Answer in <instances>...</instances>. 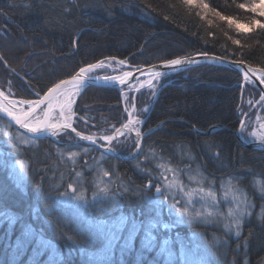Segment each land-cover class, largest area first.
Here are the masks:
<instances>
[{"label": "trees", "instance_id": "obj_1", "mask_svg": "<svg viewBox=\"0 0 264 264\" xmlns=\"http://www.w3.org/2000/svg\"><path fill=\"white\" fill-rule=\"evenodd\" d=\"M205 2L211 11L226 19L201 17L183 0H0V11L4 13L0 15V89L34 99L37 92L43 96L55 83L75 75L79 67L107 59L124 60L135 70L167 59L208 53L264 70V29L244 33L229 23H242L250 15L249 0ZM241 3L246 7L239 8ZM258 20L264 21L261 17ZM161 78L156 97L147 99V90L141 88L135 101L141 120L149 114L139 125L142 133L163 125L143 138L142 150L130 160L105 156L69 133L54 141L31 139L33 143L24 146L16 139L24 136L0 118V159L28 164L27 183L23 186L14 181L6 166H0V211L16 218L11 225L7 219L0 224V264H179L177 257L167 260L170 249L177 251L171 242L165 253L159 250L163 240L150 249L143 246V227L129 247L122 248V241L117 243L110 259L98 257L104 242L93 230L67 242L62 221L58 224L61 213L54 211L55 187L66 185L61 177L70 178L69 173L73 172L62 161L54 164L58 163V151H68L72 146L90 148V160L94 154L103 156L109 171L128 182L127 199L118 208L122 215L132 216L142 226L143 214L146 216L144 196L150 193L134 197L132 189L145 192L140 184L152 179L144 160L149 151L172 159L174 148L187 147L207 177L217 181L227 175L235 176L240 186L254 195L250 183L254 178L264 179V150L242 147L231 130H239L238 111L244 88L253 87L257 94L260 90L246 85L237 71L221 66L193 67ZM124 89L85 88L73 110L76 130L104 136L111 134L113 127H121L126 121ZM144 104L149 105L147 112L141 111ZM217 125L223 128L207 136H200L191 128L206 131ZM134 140L123 136L112 143V148L120 155L133 157L137 151ZM29 228L34 235L25 237ZM205 230L193 227L195 232ZM126 231L122 237L127 236ZM41 237L59 250V257L52 256V247L39 244ZM18 239L25 241L24 247L13 254ZM231 247L224 264H260L264 260V221L259 224L252 219L244 223L242 240L232 242ZM215 256L211 257V264H218Z\"/></svg>", "mask_w": 264, "mask_h": 264}, {"label": "rangeland", "instance_id": "obj_2", "mask_svg": "<svg viewBox=\"0 0 264 264\" xmlns=\"http://www.w3.org/2000/svg\"><path fill=\"white\" fill-rule=\"evenodd\" d=\"M251 2L252 0H249V5ZM204 4H207L205 0H193L191 5H186L193 7L201 15V17H207L209 20H212L213 18L217 19L215 12L211 11L208 7H202ZM261 7H264V5H261L258 2L256 13L250 12V15L245 17V19L242 20V23L237 21H229V23L235 25L240 32L245 33L246 31H256V29L260 28L259 24L264 23V21L258 20L259 17L264 19V16L259 15ZM252 20H257L259 23H251ZM118 61L107 59L103 68L93 70L90 75L93 77H118L123 75L125 71L134 70L130 69L126 63L119 64ZM148 79L149 78L142 79L141 82L136 83L135 88H132L131 90L126 88L124 89V92H122V102H124L126 121L128 120L129 112H133V119H141L140 116L137 115L138 112H136L135 96L139 89L145 88V90H147V96L145 97H147V99L152 97L151 90L147 86ZM161 82L162 78L158 83L154 81V83L157 84V88ZM248 84L252 85L251 83L246 82V85ZM141 85H143V87H141ZM0 91L4 92L6 97L9 99L14 98L17 100H27L25 97L20 98L1 89ZM125 94L129 100H132L131 104L125 100ZM243 96L244 98L238 111L239 117L241 118L238 129L241 131V125H243L242 133L244 134V138L247 142L264 141L261 139V137H264V132H262L260 129V125L264 124V99H262L264 96L261 95L260 92L257 94L253 87L250 86L244 88ZM75 105L76 104L73 105V110ZM24 107L25 110H27L26 105ZM148 107V104L142 105L141 111L145 112V109H148ZM73 125H77L75 120ZM75 126L73 127L76 129ZM136 127L139 128L140 126L136 125ZM252 132H256L257 136L253 137L251 135ZM6 135L8 136L9 133H6ZM16 139L21 145L24 146L33 143L31 142V138L28 137L24 138L18 135L16 136ZM62 139L65 140V137ZM68 139L69 137H67V140ZM65 142L68 143L71 142V140ZM85 149H87V152ZM89 149L90 148H84L80 146H75L73 149L72 146V149L70 148L68 151L65 149L58 151L56 155L58 163H55L54 165H59V162L62 161V163H66L73 172L70 178H65L62 176L60 180H63V182L67 183L71 179L74 182L78 181L80 184L85 185L82 191L86 194V198L90 201L92 199V192L97 186H104L109 187L112 190L129 192L128 182H123L121 177L116 175L113 171H109V168L104 165L105 159L103 156H96L94 154L93 158L90 160ZM141 150L142 149H140V151ZM73 152H75L76 155L69 159ZM91 154L92 153H90V156ZM145 154L146 156H144V160H147V165L149 166L148 169L150 172L148 175L153 179V186L148 187V181L142 182L140 184L144 190H146L143 193H150L149 195L145 194L144 196V202L146 203L144 205L146 216L143 214L145 221L143 222L142 232H144L145 227L150 225V223L155 222L156 227L151 228V231L153 235L157 237L155 244H159L158 241L168 239L169 232L172 231L170 235L172 239L171 241L170 239L168 240L172 244L176 245L177 251H174L173 249H170V251L167 250L172 253V259L169 260L167 254V260L174 261L173 259L177 257L179 264H181L180 249L181 244H183L185 245V253H190L193 249H197V254L203 258L205 264H211V257L213 258L215 255V258L217 259L215 262L218 264H224V262L227 260V253L232 248L231 243L242 240L244 223L252 219H254L259 224L264 221V199H262V197H264V179H252L250 186L254 192V195L256 196L255 197L254 195L251 196L243 186H240L238 179L235 176L227 175L220 177V179L217 181L207 177L202 171L203 166L196 162L191 153L188 151L187 147H176L172 150L170 158L174 159L173 161L176 163V165L172 164L174 163L172 159H168L166 156H162L156 151H149V153L147 152ZM144 160L141 162L142 165ZM187 161H189L190 164ZM20 162L21 161H16V163L11 161L7 162L9 166L6 167L8 168V171H10L15 182L16 174L20 173ZM24 163L28 167V164L26 162ZM10 165H15V172H13ZM27 167L23 174V182L19 184L20 186H23L27 183ZM167 169H172V171H166ZM104 171H109L111 175L109 177H104ZM164 175H167L169 182H172L173 179H176L178 182L182 183L185 189L184 192H178L176 188H173L170 191L181 202V204L189 207L190 214L194 215L196 212L200 213V215L191 223L187 221L186 217L183 218V222H181V218L172 212L169 207V201L172 199L171 196L169 197V201H164L159 208L150 202L151 200L157 198L163 199L161 194L155 193V183L158 182ZM201 188H203V192L199 191ZM132 190H134L132 194L134 197H138V195L141 194L139 188L135 187ZM188 193H191L192 195L189 196ZM209 193H211V195H209ZM124 199L127 198L125 197L119 200L118 205H120ZM188 200H195L196 204L188 205ZM118 205H109L103 199H100L92 203L91 207L87 209V214L92 216L94 219L116 218L122 215ZM130 218H132V216ZM237 218L241 220L242 224L241 235L239 239L234 236L236 229L234 227L233 221ZM164 224H169L170 227L168 229H164ZM225 225H228L227 229L225 228ZM194 226L204 227L206 230L205 232H195L193 231ZM183 229H187V231ZM126 230L127 228H125V231ZM143 234L142 236H144ZM197 246L199 247L197 248ZM212 251L213 254H211ZM102 253L104 252L98 251V257H105V254ZM260 264H264V260L260 262Z\"/></svg>", "mask_w": 264, "mask_h": 264}, {"label": "snow or ice", "instance_id": "obj_3", "mask_svg": "<svg viewBox=\"0 0 264 264\" xmlns=\"http://www.w3.org/2000/svg\"><path fill=\"white\" fill-rule=\"evenodd\" d=\"M258 2L259 4L264 5V0H252L251 4L247 6V10L249 12L256 13ZM184 3L191 5L193 0H184ZM202 7L207 8L208 5L204 4ZM238 7L245 8L246 5L241 3L238 5ZM215 14L222 20L226 19V17L221 16L219 12H216ZM0 15H4V13L0 11ZM259 15L264 16V7L260 8ZM251 23H259V21L252 20ZM259 26L261 29H264V23L259 24ZM233 42L239 44V40H235ZM194 62L195 61L192 57L167 59L163 62L162 67L163 69L176 70L182 64H192ZM118 63L124 64L125 61L120 60ZM104 66V60H100L97 63L88 64L87 66H81L75 72V75H72L70 80L65 79L60 83H56L54 87L48 88L42 97L37 92L36 99L14 101L8 99L5 93L0 91V97H3L6 101L5 104H0V113H3L5 116L14 121L15 125L18 126L19 129L32 136L46 133L48 136L55 138L66 133L68 129H71L81 141H88L92 144H97L96 137L93 135H82L73 127L74 118L76 117V113L73 111V105L75 104L76 97L80 94L81 90L88 86L86 85L85 81L92 79H104L106 81L118 83L120 85L127 84L130 90L135 88L136 83L138 82H130L131 78L133 77V73L131 71H125L122 76L118 77H93L90 75L93 70L103 68ZM137 71L141 73L144 72V70L140 69L139 67H137ZM252 71L258 70L253 69ZM171 74V71H160L154 70L153 68H149L147 70V75L149 77L147 80V86L151 90L153 97L157 96V84L154 83V81L158 83L161 77L169 76ZM245 78L247 79V77ZM260 78L261 80H264V72H261ZM141 87H143V85H141ZM124 98L129 104L132 103V100H129L126 94ZM262 99H264V97H262ZM25 105L27 110H25ZM147 111L148 109H145V112ZM143 122L144 121L139 118L133 119V112H129L127 123H123L121 127H113L112 134L104 135L100 137V139L104 140L107 145L111 146L114 140L119 141L121 136H124L127 139L129 134L134 132L135 140L133 143L135 145V149L139 151L142 132L140 128L136 127V125H140ZM260 129L262 132H264V124L260 125ZM215 130L216 127L213 126L209 132H215ZM194 131L199 133V129L194 128ZM241 131H243V125H241ZM251 135L255 137L257 136V133L252 132ZM261 139L264 140V137H261ZM99 147H103V145H99ZM85 151L87 152V149H85ZM112 151V147L105 149L106 153H111ZM75 155L76 153L73 152L69 159ZM0 166L9 165L5 160L0 159ZM10 166L12 167L13 172H15V165ZM26 167L27 166L23 161L19 163L20 173L16 174V182L18 185L23 182V174ZM166 171H172V169H167ZM71 175L72 174L69 173L70 177ZM110 175L111 173L109 171L103 172L104 177H109ZM152 186L153 179H149L148 187ZM84 187L85 185L80 184L78 181L74 182L71 179L66 183V185L63 183L56 185V198L54 203H56L57 208L54 209V211L61 213L58 224H61L62 221L61 226L65 232L68 233L66 237L67 242H72L74 238L79 239L89 230H94L96 235L104 241L103 252L105 254V258L110 259L111 253L116 244L122 241V248L129 247L137 233L141 231L142 225L135 219L124 215L111 219H94L92 216L87 214V209L91 207L93 202L103 199L109 205H118L119 200L125 198V192L112 190L109 187L97 186L92 192V199L90 201L86 198V194L82 191ZM173 188H176L178 192L185 191L182 183L178 182L176 179H173L172 182H169L167 175H164L158 182L155 183V193L161 194L163 199L157 198L151 200L150 202L159 208L164 201H169V197L171 196L172 199L169 201V207L172 212L181 218V222H183V218L186 217L187 221L191 223L200 215V213L196 212L194 215L190 214L189 207L181 204V202L170 191ZM199 191L203 192L204 190L201 188ZM141 195H143V192ZM188 195L191 196L192 194L188 193ZM209 195H211V193H209ZM262 199H264V197H262ZM195 204V200H188V205ZM5 219L8 220L10 225L15 223L16 220V218L10 213L0 211V224H2ZM233 223L236 229L234 236L239 239L242 227L241 220L237 218L233 221ZM155 227V222H152L144 229L142 244L145 248L150 249L151 247L155 246L157 237L153 235L151 231V228ZM169 227V224L163 225L164 229H168ZM125 228H127V236L122 237ZM225 228L227 229L228 225H225ZM24 235L25 237H30L34 235V233H32V230L29 228L26 230ZM169 242L170 241L168 239L163 240L160 247L161 253L166 252V246L169 244ZM24 243V240L18 239L15 243V246L13 247V254L22 251ZM39 244L43 245L45 248L52 247L53 257L60 256L59 250L56 249L54 245H50V242L44 240L42 237L39 239ZM198 247L199 246H197V248ZM81 251H83V249H81ZM71 254L72 251L70 249L68 255L70 256ZM167 254L169 260H171L172 253L168 252ZM180 259L181 264H205L203 258L197 254V249H193L190 253H185V245L183 244H181Z\"/></svg>", "mask_w": 264, "mask_h": 264}, {"label": "water", "instance_id": "obj_4", "mask_svg": "<svg viewBox=\"0 0 264 264\" xmlns=\"http://www.w3.org/2000/svg\"><path fill=\"white\" fill-rule=\"evenodd\" d=\"M188 57H192L195 62L192 63V64H182L176 70L163 69V67H162L163 62L158 63V64H153V65H150L148 67H140V69H143L144 70L143 73L138 72L137 69L132 70L131 72L133 73V77L131 78L130 82H135V81L141 82L142 79L149 78L148 75H147V70L149 68H153L154 70H160V71H171V73H172V72H177V71H183V70H186V69H191L193 67H201V66H204V65H212V66H221V67H224V68L226 67V68H228L230 70H233L235 72L237 71L242 76V80L243 81L249 82L252 85H255L260 90L261 95L264 96V80H261V78H260L261 72H264L263 69H261L259 67H257V68L256 67H253V66H251L249 64H246V63H244L242 61H237V60L236 61H233V60H230L228 58H223L221 56L211 55V54H208V53L193 54V56H188ZM253 69L258 70V71H252ZM98 77H101V76H98ZM245 77H247V79ZM66 79L70 80L71 77L66 78ZM60 82H57V83H60ZM85 83L88 86H93V87H97V88L100 87V88H105V89H109L110 88V89L119 90V89H123V88H129L127 84L120 85L118 83L109 82V81H106L104 79L86 80ZM88 86H86L85 88H87ZM85 88H83L81 90V92ZM81 92H80V94H81ZM77 97H76V99H77ZM11 100L19 101V100L14 99V98L11 99ZM148 116H149V114L143 119V121H145V119ZM0 118L2 120L4 119L6 122H8L12 128H14L17 132H19L24 137L26 136V137L31 138V139H34V140H36V139H45V140L50 139V140H53V141L58 138V137H55V138L50 137L46 133L39 134L37 136L29 135V134L25 133L23 130L19 129L18 126L15 125L14 121H12L10 118H8L7 116H5L3 113H0ZM78 118L81 119L79 116H78ZM125 123H127V121ZM162 125H163V123H160V124L156 125L155 127H153L152 129H149V130L144 131L142 133L141 142H142V140H143L144 137H146L149 134H152L153 131L159 129ZM212 127L213 126L207 128V131L206 132H203V131L199 130V133H197L196 131H194V127H191V128H192V130L196 134L207 136V134H211L212 133V132L211 133L209 132V130ZM215 127H216V130L215 131H217L218 129H222L223 128V126H221V125H217ZM68 133L71 136H73L75 139H77L78 141H80L81 143L85 144L86 146H91L94 149H96L98 152L103 153L106 156H109V157H112L113 156V157H116L117 159L122 160V161L123 160H127V159L130 160V159L135 158L137 156V153L140 151V149L142 147V144H141L139 151H136V153H135V155L133 157H128V156H125V155H120L114 149H113V151L111 153H106L105 152V149L108 148V147H112V145L109 146V145H107V143L104 140L100 139V137H102V136H95V135H93L94 137L97 138V144H92L91 142H88V141H81L79 139V137H77L75 135V132H73L71 129H68L66 131V133H64V134H68ZM231 133L234 135L235 139H237L238 143L242 147H244V148H246L248 150H250V149H255V150H260V151L261 150H264V141H261V142H247L245 139L242 138V135H241V131L240 130H231ZM81 134L82 135H87V134H84V133H81ZM129 136L135 138L134 132L133 133H130ZM99 145H103V147H99Z\"/></svg>", "mask_w": 264, "mask_h": 264}, {"label": "bare ground", "instance_id": "obj_5", "mask_svg": "<svg viewBox=\"0 0 264 264\" xmlns=\"http://www.w3.org/2000/svg\"><path fill=\"white\" fill-rule=\"evenodd\" d=\"M187 70V69H186ZM177 72H179V71H177ZM243 82H245V81H243ZM9 99V98H8ZM11 100V99H10ZM14 101H16V100H14ZM6 103V101H5V99L3 98V97H0V104H5ZM79 119V118H78ZM80 120H82V119H80ZM83 122V121H82ZM211 127V126H210ZM209 128V127H208ZM202 131V130H201ZM207 131V130H206ZM206 131H203V132H206ZM212 133H214V132H212ZM211 133V134H212ZM211 134H207V135H211ZM199 135V134H198ZM200 136H204V135H200ZM77 140V139H76ZM78 141V140H77ZM78 142H80V141H78ZM81 143V142H80ZM83 144V143H82ZM85 145V144H84ZM116 151V150H115ZM103 154V153H102ZM105 155V154H104ZM106 156V155H105ZM116 158V157H115Z\"/></svg>", "mask_w": 264, "mask_h": 264}]
</instances>
